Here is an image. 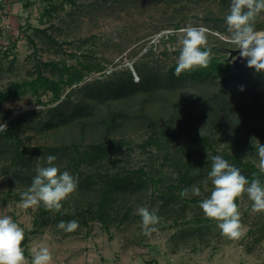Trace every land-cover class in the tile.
<instances>
[{"label": "rangeland", "instance_id": "obj_1", "mask_svg": "<svg viewBox=\"0 0 264 264\" xmlns=\"http://www.w3.org/2000/svg\"><path fill=\"white\" fill-rule=\"evenodd\" d=\"M27 2L32 4L26 7ZM230 3L231 0H15L8 7L0 6V21H3L0 28V90L5 97L0 105V123L8 128L10 120L19 116L24 118L22 126L16 128L18 136L13 134L10 139L0 138V216H11L24 230L28 239L23 249L28 264H31L35 251L45 246L52 253L51 264H264V212L252 211L253 202L247 193L239 198L238 205L244 235L231 240L221 234L216 220L205 216L200 203L185 201L175 192L177 200L173 198L165 204L163 198L170 196L166 186L172 183L171 178H175L167 163L160 184L155 185L144 178L146 185L140 191L119 196L106 223L85 213L87 224L82 217L72 218L78 221L79 227L68 233L57 227L59 223L54 211H50L49 218L40 215L42 204L28 209L20 206L21 193L31 186L37 175L36 168L48 166L46 158L53 154L42 157L39 150L32 155L26 154L24 161L11 162L16 136L24 146L33 148L61 143L62 132L42 127L53 115V108L67 94L73 101H78L82 97L76 91L78 88L93 80L103 81L113 71L124 68L135 74L133 65L136 63L151 68H168L177 62L181 47L179 41L183 36L181 29L189 25L203 26L208 29L209 46L214 43L237 49L225 22ZM254 28L264 32V12L257 15ZM48 36L57 44L52 43ZM213 55L227 56V52L212 49ZM46 62L58 65L61 70L64 66L81 71H85V66L92 70L79 83L62 86L60 100H54L45 89L39 88L35 92L28 85L38 71L55 81L67 79L66 72L45 66ZM98 67L105 68L104 74L96 71ZM223 78L224 75L211 85L204 84L208 86L206 91L209 95L218 93L220 99L229 100L237 99L239 92L252 97L264 90V72L258 73L253 68H242L231 75L221 92ZM135 80H139L136 75ZM254 102L258 111L254 115L256 119L257 114L264 112V100L255 99ZM236 109L232 107L233 112ZM8 111L12 112L10 119L5 116ZM233 112L231 115L234 117ZM32 117L35 121L29 123ZM181 119L183 128L191 129L194 135L208 136L221 155L233 153L230 146L238 136L247 139L251 145L256 144V139L264 144V124L251 119L242 131L236 133L238 126L234 119L225 125L228 121L213 101L200 103L191 119ZM218 123L225 124L220 129ZM161 126L159 123L155 128L160 137ZM229 131L235 133L230 134ZM1 134L2 131L0 137ZM150 135L152 131L148 128L130 132L128 144L122 149L117 163L106 161V166L111 167L110 173L119 172L135 179L136 171L143 168L149 175L158 177V165L163 161L164 150L155 145L142 147ZM184 141L185 137L177 136L172 142L176 148ZM196 151L201 152L206 160L213 156L211 150L204 149L202 144H197ZM169 152L172 154L173 150L170 148ZM55 157L53 164L60 171H68L64 170L65 158L62 155ZM113 159L117 160L116 157ZM244 161L258 167L257 150L245 154ZM194 185L201 188L202 195L189 194L188 199L203 200L210 196L213 188L210 180L208 191L204 190L203 181ZM79 195L80 202L88 203L93 192ZM79 195L69 196L62 209L73 212L89 208L75 202ZM138 207H146L150 211L155 209L161 218L150 236L143 234L142 218L136 211Z\"/></svg>", "mask_w": 264, "mask_h": 264}, {"label": "trees", "instance_id": "obj_2", "mask_svg": "<svg viewBox=\"0 0 264 264\" xmlns=\"http://www.w3.org/2000/svg\"><path fill=\"white\" fill-rule=\"evenodd\" d=\"M31 4L27 2L25 6L28 7ZM48 38L52 43L57 44L51 36ZM209 44L211 43L208 42L207 47L211 50L216 49L219 52L225 50L224 47L216 46L214 43L210 46ZM202 50L204 49L202 48ZM225 57L213 55L207 68H194L191 71L183 72L180 76L174 74L177 62L168 68H151L142 63H136L133 65L135 74L131 69L124 68L113 71L103 81L93 80L76 90L82 95L78 101H73L70 99V94H67L66 98L53 108L54 113L51 118L43 124L42 128L45 130L62 132L59 145L39 148L24 146L21 139L17 137L18 131L16 130L24 122L22 116L10 120L7 130L2 131L0 138L10 139L13 134L17 135L14 142V155L11 156L12 164L24 161L27 155L35 154L39 150L42 152V157L50 153L55 156L62 155L66 162L64 170H68L78 179V187L71 195L93 192V197L88 203L80 202V195L79 199L77 196L75 197V202L80 206L87 205L89 207L86 210L81 208L79 211L73 212H68L65 209H61L59 212L54 211L58 223L82 217L84 224H87L85 213L89 214L90 218L96 217L102 223H106L111 216L109 212L112 208L114 209L112 205L119 196H127L140 191L146 185L145 180L152 181L155 185L160 184L164 178L163 169L167 163L175 178H171L172 183L166 186L170 196L163 198L165 204H169L173 198L177 200L175 192H178V196L185 201L200 203L202 199L194 197L188 199L180 196L183 189L191 188L195 182L207 179L211 170V159H203L202 153L196 151L197 144H202L204 149L211 150L213 156L220 155L230 164L239 168L249 182L254 178H259L263 184L264 173H261L254 163L244 161L245 154L257 150L255 145H251L247 139H243L242 136L233 139V136V143L230 146L233 153L224 152L221 155L216 152L214 143L208 136L194 135L191 129L182 126L181 118L191 119L194 117L197 106L208 101H213L228 121L226 124L218 123L220 129L224 124L229 125V121L232 119L238 126L236 133L242 131L246 122L248 123L251 119L258 124H264V112L256 115L258 119L254 117L258 112L254 100H264V90L254 93L252 97L245 96L244 92H239L237 99L233 97L229 100L224 97L225 100L220 99L218 93L213 95L207 93L208 86H204L205 83L211 85L219 76L224 75L223 83L220 85L222 92L226 87L227 80L231 75L237 73L231 71L230 63L223 62ZM44 65L51 66L52 69L62 73L66 72L67 79L55 81L38 71L36 78L28 85L35 92L39 88L45 89L50 92L54 100H60L62 86L79 83L84 79L85 74H89L92 70L85 66L83 67L85 71L67 66L61 70L58 65L52 62H46ZM103 70H105L104 67H98L96 71H102L104 74ZM135 75L139 78L138 81L135 80ZM4 100V92L0 90V105ZM234 104L237 105L234 106ZM232 107L237 108V111L233 112ZM232 112L234 117L231 115ZM5 116L10 119L12 112H6ZM34 121L35 117H32L29 123ZM159 123L162 124L160 127L161 137L156 134L157 130L155 129ZM143 128L150 129L152 135L142 147L155 145L158 149L164 150L163 161L158 165V177H155L154 174L153 176L149 175V172L143 168L136 171L135 179L127 174L122 176L120 175L122 173L119 172L110 173L111 167L106 166V161L116 164L122 149L128 144L129 133L137 132ZM233 132L229 131L230 134ZM177 136L185 137L186 141L181 142V145L175 148L172 141ZM170 148L173 150L172 154L169 152ZM113 157H116L117 160ZM144 178L145 180H143ZM235 202L239 205V198ZM66 203L67 201H62L63 206ZM80 206L77 207L80 208ZM41 209L40 215L49 218L50 211L46 210L43 204ZM37 223L36 219L35 227ZM27 239L28 237L25 236V240L22 242L23 248L27 244ZM24 254L26 257V251Z\"/></svg>", "mask_w": 264, "mask_h": 264}, {"label": "clouds", "instance_id": "obj_3", "mask_svg": "<svg viewBox=\"0 0 264 264\" xmlns=\"http://www.w3.org/2000/svg\"><path fill=\"white\" fill-rule=\"evenodd\" d=\"M261 12H264V0H231L229 14L225 17L232 43L238 46L240 55L247 59V66L258 73L264 72V32L256 31L254 22ZM181 32L183 36L179 41L181 47L174 74L180 76L194 68H207L211 60V49L207 47L208 29L189 25L181 29ZM4 130H7V125L0 123V131ZM255 147L259 156V170L264 173V144L256 139ZM55 160V156L49 155L46 158L48 166L36 168L37 175L33 178L31 186L21 193L22 208L28 209L43 204L46 210L59 212L63 207L62 201L76 191L78 179L68 171L61 173L53 164ZM211 161V170L203 185L204 190L208 191L210 180L213 188L210 196L203 199L199 207L207 218L218 222L223 236L238 240L244 235V226L235 201L247 193L253 202L252 211L264 212V184L259 178L249 182L239 168L220 155L211 156ZM189 194L199 197L202 195L201 188L193 185L180 192L182 198L189 197ZM136 211L142 218L143 234L150 236L156 231L155 225L161 220L157 210L150 211L146 207H138ZM57 227L71 233L78 229L79 223L76 220L61 221ZM24 240V230L18 223L14 222L11 216H0V264H28L22 247ZM52 260V253L45 246L35 251L31 264H51Z\"/></svg>", "mask_w": 264, "mask_h": 264}, {"label": "water", "instance_id": "obj_4", "mask_svg": "<svg viewBox=\"0 0 264 264\" xmlns=\"http://www.w3.org/2000/svg\"><path fill=\"white\" fill-rule=\"evenodd\" d=\"M225 50L227 52V56L223 59V62L231 64L232 72H240L242 68L248 67L247 59L240 55V50L238 48H225Z\"/></svg>", "mask_w": 264, "mask_h": 264}, {"label": "crops", "instance_id": "obj_5", "mask_svg": "<svg viewBox=\"0 0 264 264\" xmlns=\"http://www.w3.org/2000/svg\"><path fill=\"white\" fill-rule=\"evenodd\" d=\"M15 0H3V6L4 7H8V5L10 6V4L12 3V2H14ZM3 6H1V7H3Z\"/></svg>", "mask_w": 264, "mask_h": 264}, {"label": "built area", "instance_id": "obj_6", "mask_svg": "<svg viewBox=\"0 0 264 264\" xmlns=\"http://www.w3.org/2000/svg\"><path fill=\"white\" fill-rule=\"evenodd\" d=\"M3 4V0H0V6ZM4 7V6H3ZM1 19V18H0ZM2 26H3V21L1 22L0 21V28H2Z\"/></svg>", "mask_w": 264, "mask_h": 264}]
</instances>
